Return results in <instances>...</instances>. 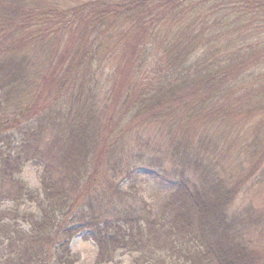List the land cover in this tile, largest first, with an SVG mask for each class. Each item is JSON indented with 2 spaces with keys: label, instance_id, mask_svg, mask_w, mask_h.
<instances>
[{
  "label": "trees",
  "instance_id": "16d2710c",
  "mask_svg": "<svg viewBox=\"0 0 264 264\" xmlns=\"http://www.w3.org/2000/svg\"><path fill=\"white\" fill-rule=\"evenodd\" d=\"M68 2L0 0V264H264V0Z\"/></svg>",
  "mask_w": 264,
  "mask_h": 264
},
{
  "label": "rangeland",
  "instance_id": "374dc122",
  "mask_svg": "<svg viewBox=\"0 0 264 264\" xmlns=\"http://www.w3.org/2000/svg\"><path fill=\"white\" fill-rule=\"evenodd\" d=\"M45 1L46 2L56 1V2H59V4H64V2H67L66 4H68L69 3L68 1H72L70 3V4H72L73 2L77 3V2H84V1H88V0H45ZM43 47H44L45 51H50L49 46L45 45ZM150 139L155 144L154 136H152ZM156 140L158 141L160 139H156ZM156 145L157 146H155V145L152 146L154 148L156 147L154 154L155 155L159 154L160 157H163L164 155H166L167 166L170 169L176 168L178 165L179 167H181L182 170L185 169L188 171L195 163L194 162L192 165L187 164L186 166H180L179 159H180L182 153L176 154L174 152L173 149H174L175 145L170 144L167 141H164V139H161L158 142V144H156ZM156 149H158V150H156ZM93 164H94V161H93ZM219 165H220V163H219ZM99 169L101 170L100 171V174H101V172L104 169V166L102 163L100 164ZM93 171H94V167L91 170V172L93 173ZM215 171H217L220 174L227 176L226 178H230V177L235 176L236 177L235 179H238L239 182L241 183V192L237 195V197L235 199L234 206H230L228 208L230 212H228L227 214H229V216H236L237 218H241V214L245 213V211L247 209L246 206H248L249 204H253V205H257V206H263L264 205V191L257 192L259 189L264 188V176L262 178H257L255 175H250V173L252 171L250 166H245L244 168L241 167V169H239L236 173H233L231 171L230 167H228V169H227L226 165L221 166L220 170H215ZM26 176L34 178L35 174L31 170H29V171H27ZM98 176H100V175H98ZM206 181H208V180H206ZM91 182L93 183V179H91ZM121 184H122V186L127 185V182L124 181ZM251 185H254L252 189H251ZM140 186L144 189V196L146 197L151 192L150 185L145 184V185H140ZM93 188H94V190L99 191L100 186H98V187L93 186ZM253 193H255V194L253 195ZM102 201L103 202H101L100 204H104V203L108 202L105 200H102ZM118 205L122 206L120 204V202L118 203ZM251 238H252V241L254 242L253 245L256 247L257 250L260 251V254L262 253V255L264 256V229H263L262 235H259V234L255 235L254 230H251ZM71 248L74 252H77L81 255V259L79 261V264H94L95 258H96L95 256H96V252H97V246L93 241L85 239L84 237H82V235H79L73 239L72 244H71ZM124 258L127 261L129 260V256H124ZM110 264H116V263H110Z\"/></svg>",
  "mask_w": 264,
  "mask_h": 264
}]
</instances>
